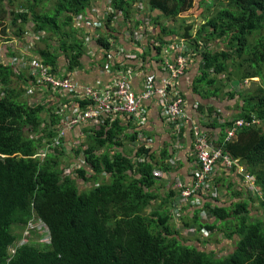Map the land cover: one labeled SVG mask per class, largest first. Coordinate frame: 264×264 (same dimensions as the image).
<instances>
[{"label":"trees","instance_id":"1","mask_svg":"<svg viewBox=\"0 0 264 264\" xmlns=\"http://www.w3.org/2000/svg\"><path fill=\"white\" fill-rule=\"evenodd\" d=\"M32 1L21 2L17 10L11 8L13 0H0V34L4 38L9 30L24 34L25 24L32 20L41 41L55 39V53L41 51L44 64H40L51 75L59 70L60 56L69 73L79 68L91 42L103 52L99 66L109 65L113 72L145 69L153 52L162 58V50L172 44L182 49L188 64L200 58L196 91L202 86L212 89L204 91L207 99L221 98L231 89L227 98H238L242 104L234 119L210 127L220 129L215 145L253 177L256 191L244 184L245 192L235 197L248 198L230 207L212 205L209 198H204L202 208L178 203L179 191L172 187L162 198L156 188L162 180L156 173L165 176L170 171L171 154L164 151L157 158L145 146L134 154L118 151L124 129L111 119L83 124L81 136L74 137L85 138L72 150L76 159L62 164L59 157L67 147L61 131L73 116L69 106L81 110L86 101L69 98L65 111L31 102L27 77L16 64L0 60V264H264V216L250 215L255 203L264 209V0H200L199 7L205 11L197 32H192L194 23H188L181 35L174 22L196 0H148L154 15L146 17L138 15L144 10L140 0H105L101 17L93 9V0H56L52 17L41 16L35 10L37 0ZM147 17L154 27L147 33L148 49L143 54L134 52L138 59L111 63L114 51L124 57L127 53L121 36L142 47L135 33L142 31ZM161 17L172 24L163 25ZM212 43L216 47L211 48ZM4 53L17 58L7 44L0 58ZM37 71L33 65L29 70L35 86L41 85ZM252 78H259V83L244 91L245 80ZM232 79L240 84L237 91L228 85ZM235 119L245 125L226 142ZM241 179L244 183L243 175ZM79 181L90 187L82 191ZM191 207H196L193 219L185 215ZM37 223L38 230L33 228ZM43 236L48 242L39 241ZM200 236L204 238L198 247L193 241ZM221 238L234 243L223 256L206 248Z\"/></svg>","mask_w":264,"mask_h":264},{"label":"crops","instance_id":"2","mask_svg":"<svg viewBox=\"0 0 264 264\" xmlns=\"http://www.w3.org/2000/svg\"><path fill=\"white\" fill-rule=\"evenodd\" d=\"M92 4L96 14L101 17L106 10V1L93 0ZM156 14L158 13H155V15ZM149 26L154 29L153 25L150 23ZM33 28V21L29 19L27 24H25L24 34L21 33L20 35H14V33L9 30L8 32L10 34L5 36L4 39H8L6 44L17 54V60L9 56L7 57L5 53L0 60H3L6 64H16L20 71L24 73L25 77H27V96L30 97L31 102H44L45 104L47 103L51 105V107L56 106L59 110L65 111L67 100L70 98L69 95L50 90L42 85L35 86L32 84V80H29L31 77L29 70L31 71V67L33 65L32 63H43L41 51H49L50 53L56 52V43L53 42V40H47L45 42L41 41V38L34 34ZM157 32H160V28L157 29ZM34 38L39 41V44L34 45ZM121 39V43H124L125 45V50L131 54L134 52L143 54L145 50L148 49V42L146 40L140 43L142 47L138 49L135 45H130L126 42L122 36ZM0 51H2V49H0ZM111 57H113L112 60L114 63H121L125 61L124 59H126V57L118 55L115 51L112 53ZM161 59V56H158L156 52H153V58H151V56L147 58V66L145 69H134L133 74L131 75L130 84L132 90L136 94H140L143 91L146 76H154L155 85L157 87L161 85L162 79L166 77V73L162 68ZM101 64H103V52L97 49L94 43L91 42L87 54L81 58V66L79 68H76L69 73L65 70L64 57L60 56L58 65L59 70L57 73H54L53 71L51 73L55 78L70 79L71 83L76 88L75 96L81 97L86 89L107 87L113 84L112 82L115 79V76L112 74L114 73L108 72L105 67L99 66ZM201 65L200 58L191 59L187 70L183 76L178 79V90L184 100L185 111L188 116V122L179 134L176 133L170 124H167L162 120V109L158 99H153L144 105L142 111L144 114L143 121L133 116L119 117L115 120L124 129L122 135L123 145L119 147L118 151H122L127 154H134L138 147L144 146L139 139L141 133H144L151 138L150 146L147 147L145 144L146 148L150 150L151 153L155 154L157 158H160L161 153L164 151H167L169 155L171 154L167 161L170 166V171L165 176H162V181L156 185V188L160 189L162 198H165V196L169 194L171 187L174 189L173 185H175L176 181H180L185 186H190L192 184L193 172L197 169L198 162L193 152V136L191 126L193 124L199 125L203 131L207 133V135H211L210 139L214 142L218 139L220 129H212L210 126L214 122L220 123L225 122L227 119H234L235 115L239 111L238 106L242 105L238 98H227L226 95L229 90L231 91V89L226 90L221 98L210 97L204 99V91H212V89L202 86L199 87V92L196 91V83L198 76L201 73ZM256 82L259 83V80H256ZM211 110L217 111L218 114L211 116L209 114ZM80 128L82 127H77L71 132H74L73 134L75 136H81ZM67 131L64 133L66 140L70 139L72 135L69 132L67 133ZM132 136L135 137V140L132 139ZM240 167L242 166L240 165ZM237 169L238 168H235L233 170L234 172H229V170L221 164L215 168L213 181L214 184H216L218 195L216 198H211L212 196H210L207 201H209L212 205L230 207L233 202L248 198L246 195H241L239 198L235 197L236 194L245 192V185L242 182L241 174ZM196 199L202 200L199 197ZM204 200L205 199L202 200V204L199 208H202L205 202H207ZM193 211L194 209L188 208L185 215L193 219ZM221 240L230 241L222 238Z\"/></svg>","mask_w":264,"mask_h":264},{"label":"built area","instance_id":"3","mask_svg":"<svg viewBox=\"0 0 264 264\" xmlns=\"http://www.w3.org/2000/svg\"><path fill=\"white\" fill-rule=\"evenodd\" d=\"M153 30L149 23L146 22L142 31L135 33L136 40L140 42L146 40L148 42L149 35L147 33H151ZM162 52L165 54V56H162V68L166 73V77L162 79L161 85L157 87L155 85V77L152 75L146 76L144 89L140 94H136L131 88L132 69L124 71L118 68L113 72L110 66L106 65L105 68L108 72L115 74L113 84L107 87L86 89L81 97L78 96L86 101L85 108L80 110L77 105L70 106L73 116L66 119L61 135H64L67 130L85 125L87 122L96 123L101 119L115 121L119 117L133 116L143 121L144 114L142 111L144 105L153 99L159 100L162 109V120L170 124L176 133L179 134L185 128L188 116L177 83L178 79L185 73L188 62L180 54V52H183L182 49L174 44L170 45L168 49L162 50ZM125 57L131 60L138 59L137 54H131L130 52L125 53ZM112 58L109 56L111 63L113 62ZM33 66L38 70V83L69 96L75 95L76 88L70 79L55 78L49 73L50 69L42 64L34 63ZM252 123L254 124L256 121L253 120ZM243 125H245V122L242 119L232 121L227 130L226 142H229L236 131L242 128ZM191 132L193 136V152L197 158L198 167L193 172L190 186H185L180 181H176L173 188L179 191L178 203L201 205L202 200L196 198H201L200 196L203 199L210 196H212L211 198H216L218 195L213 181L215 168L221 164L230 170L236 164V161L232 160L228 154H225L222 148L217 147L199 125L193 124ZM139 139L143 143L142 145L150 146L151 138L146 134L141 133ZM236 168L243 175L244 184L249 185V189L255 190L253 177L237 164ZM156 175L162 177V172H157ZM190 198H193V200Z\"/></svg>","mask_w":264,"mask_h":264},{"label":"rangeland","instance_id":"4","mask_svg":"<svg viewBox=\"0 0 264 264\" xmlns=\"http://www.w3.org/2000/svg\"><path fill=\"white\" fill-rule=\"evenodd\" d=\"M24 1L25 0H13V4L11 5V8L20 10L18 6H20L21 2H24ZM31 1L32 0H30V2ZM140 1H142L141 3H143V5L140 4V6H142L144 8V10L142 12L138 13V15H140V16H145L146 14L154 15L153 13H150L149 12V7L147 5L148 4V0H140ZM199 1L200 0H196V3H194L193 7L190 8V9H188L187 11L181 13V15L179 16V19H177L174 22V25H175L174 27L176 28L175 30L179 33V35H181L183 33V29L186 26V24H188V23H194V26H196V27L193 28L192 32L193 33H196L197 32V30H198V28H199V26L201 24V20H202L201 19V16H202V14L205 11V7L204 8H200L199 7V3H198ZM55 2H56V0H37V3H34L36 5L38 4L37 7L35 8V10H36V12L40 13V15L43 16V17H52L54 15V13H55ZM25 3H27V2H25ZM32 3H33V1H32ZM147 18L148 19H146V22H150L151 23L152 20L150 21L149 20V17H147ZM181 20H185L186 23L185 22L182 23ZM160 21L162 22L163 25H168V24L171 25L172 24V22L170 20H167V19H165L163 17H161ZM31 32H32V30H31ZM49 40L52 41L50 37H49ZM53 42H55V39H53ZM34 43H35L34 45L39 44V41H37L35 39L34 40ZM4 44H6V41H5L4 37H2V34H0V49H3ZM212 44L213 45L211 46V48L216 47L214 43H212ZM187 67H188V65H187ZM219 78L223 79L224 82H227V78H225V75H220ZM256 80H259V78H257V79L256 78L246 79L245 82H244V87H248V88H245V91H246V89H249V87H251V85H253V83H257ZM260 80H261V78H260ZM238 84L239 83H237L235 79H232L231 82H229L228 85L229 86L231 85L230 87L233 90H236L237 91V89H239V85H240V84L239 85ZM261 84H262V80H261ZM240 90H242L241 87H240ZM72 130H74V129H72ZM72 130L67 131V133L69 132L72 135H71V138L70 139H67V140L65 139V143H64V146L67 147V151L65 152L64 155H62V156L59 157L60 160H61V162H62V164H69L71 161L74 160L75 156H74V154L72 152V150L75 149L74 146H78L81 142L83 143L84 140H85V138H83L84 136H82L79 139H75L79 135L78 136H75L73 134L74 132H71ZM72 137H75L74 138L75 140H72ZM79 185L81 186L82 191H84V190H86V189H88L90 187V185L84 186L83 182H80V181H79ZM246 188L249 189L250 186L247 185ZM253 207H254V209L256 208V210H253V209L250 208V211H251L250 215L259 216L260 218H262L264 216V209L258 207L257 203H255L253 205ZM191 208L193 209L194 207H191ZM38 227H39V224L38 223L33 225V228H36L37 230H38ZM190 234H191V232H190ZM25 235L26 236H29L28 231L25 232ZM191 236L192 235H190V237ZM33 238L37 242H39V241L48 242V239H47L46 236H43V238L39 239V241L37 240L36 237H33ZM191 238L194 240L193 237H191ZM203 238L204 237H201L200 236L198 238V240L196 242L193 241V243L196 244L199 247V244L198 243H199L200 240H203ZM233 246H234V243L233 242L227 241V240H223L219 244L218 243H216V244L210 243L206 248H208V249H214V251H216L217 254L219 253L218 255L223 256V255H227L230 251H232Z\"/></svg>","mask_w":264,"mask_h":264},{"label":"clouds","instance_id":"5","mask_svg":"<svg viewBox=\"0 0 264 264\" xmlns=\"http://www.w3.org/2000/svg\"><path fill=\"white\" fill-rule=\"evenodd\" d=\"M42 86H44V87H46V88H48V89H50V90H53V89H51V88H49L48 86H46V85H42ZM53 91H55V90H53ZM57 92H59V91H57ZM61 93V92H60ZM68 98V97H67ZM70 98H75V95H72V96H70ZM69 99V98H68ZM69 106V105H68ZM70 107V106H69ZM85 126V125H84ZM78 127H83V125H81V126H78ZM75 128H77V127H75ZM75 128H73V129H75ZM70 130H72V129H70ZM65 137V136H64Z\"/></svg>","mask_w":264,"mask_h":264}]
</instances>
